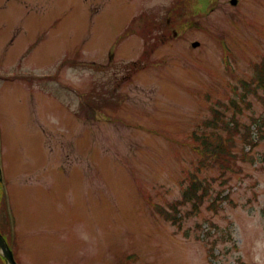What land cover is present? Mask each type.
I'll return each mask as SVG.
<instances>
[{
  "label": "rangeland",
  "instance_id": "rangeland-1",
  "mask_svg": "<svg viewBox=\"0 0 264 264\" xmlns=\"http://www.w3.org/2000/svg\"><path fill=\"white\" fill-rule=\"evenodd\" d=\"M184 1L0 0L20 264H264V0Z\"/></svg>",
  "mask_w": 264,
  "mask_h": 264
},
{
  "label": "trees",
  "instance_id": "trees-1",
  "mask_svg": "<svg viewBox=\"0 0 264 264\" xmlns=\"http://www.w3.org/2000/svg\"><path fill=\"white\" fill-rule=\"evenodd\" d=\"M184 2H188V0H185ZM182 10L185 11L184 6H183ZM261 69H264V62H263V68H261ZM261 72H262V74H258L257 80H259V86H264V70ZM243 82L248 86L250 85L249 83H246L245 81H243ZM262 120H264V118ZM255 121H257V120H255ZM232 124L234 125V126H232V128H235L238 125V120L235 116L233 117ZM255 125L257 126L258 129L260 128L259 123L255 124ZM246 128L249 131L253 130L252 125H250V124L246 125ZM220 141L222 143H223V141H228V144L225 145L224 147H222L221 149L220 148L215 149L214 153L211 152V150H209V153H213V157L215 160L220 159L223 152H225V150L223 148L230 149V147L235 143V139L231 135H227L226 138L222 137L220 139ZM247 142L251 146H253L252 144L257 143V141L254 139V137L249 138L247 140ZM193 187L196 188V184H194ZM189 193H190V191H188V190L184 193V196H185L184 202H192L193 206L198 209L200 207L199 204L203 202V196H205L207 194L202 192V191H201V194H198L197 191H194L193 194H191V195H188ZM1 196H3V194H2V189H1V185H0V197ZM220 199H223V198H220ZM157 208H158V210H163L160 206H157ZM170 217L173 219L174 223H178V225L181 226L182 216H177V214H174V215L170 214Z\"/></svg>",
  "mask_w": 264,
  "mask_h": 264
},
{
  "label": "water",
  "instance_id": "water-1",
  "mask_svg": "<svg viewBox=\"0 0 264 264\" xmlns=\"http://www.w3.org/2000/svg\"><path fill=\"white\" fill-rule=\"evenodd\" d=\"M231 2L233 4H236L237 0H231ZM193 45L197 46V45H199V42H194ZM0 247H1V253L6 258V260L10 264H17L15 261L14 254H13L12 250L9 248V246L7 245V243L5 242V240L3 239V237L1 235H0Z\"/></svg>",
  "mask_w": 264,
  "mask_h": 264
},
{
  "label": "flooded vegetation",
  "instance_id": "flooded-vegetation-1",
  "mask_svg": "<svg viewBox=\"0 0 264 264\" xmlns=\"http://www.w3.org/2000/svg\"><path fill=\"white\" fill-rule=\"evenodd\" d=\"M0 213H1V217H2V215L5 216L1 210H0ZM1 217H0V230L3 231V233H6L8 225L6 223H5V225H4V223L3 224L1 223V220L3 221V219H4L3 222H5V217L4 218H1Z\"/></svg>",
  "mask_w": 264,
  "mask_h": 264
},
{
  "label": "bare ground",
  "instance_id": "bare-ground-1",
  "mask_svg": "<svg viewBox=\"0 0 264 264\" xmlns=\"http://www.w3.org/2000/svg\"><path fill=\"white\" fill-rule=\"evenodd\" d=\"M10 200H11V198H10Z\"/></svg>",
  "mask_w": 264,
  "mask_h": 264
}]
</instances>
